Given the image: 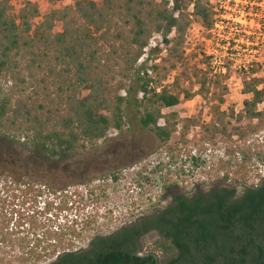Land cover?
<instances>
[{
	"label": "trees",
	"instance_id": "16d2710c",
	"mask_svg": "<svg viewBox=\"0 0 264 264\" xmlns=\"http://www.w3.org/2000/svg\"><path fill=\"white\" fill-rule=\"evenodd\" d=\"M168 4V0H76L73 7L51 10L32 27L31 19L38 16L36 6L27 1L13 15L10 0H0V79L8 75L14 80L7 90L0 86V137L25 134L50 159L86 151L110 130L122 129L131 97L130 89L121 93L122 82L129 79L130 88L139 94L133 96L139 125L153 132L169 158L178 157L181 148L171 142L177 130L176 113L164 110L182 98H191L192 93L177 78L171 85H161L174 65L142 64L150 38L161 30L168 45L163 58L181 55L191 19L186 13L176 14L177 0L172 7ZM192 14L205 28L213 23L214 12L207 2L194 0ZM56 22H60L58 30ZM171 30L175 35L168 38ZM150 49L147 58L159 52L156 45ZM113 55L124 64L121 79L114 84L109 63ZM26 58V68L35 65L47 72L37 80L32 94L22 97L25 88L20 68ZM137 62L140 66L134 68ZM199 82L203 90L205 77ZM156 85H161L159 90ZM242 92L246 95L242 108L235 112L232 107L228 111L217 107L215 118L203 125L206 133L231 140L227 129L231 120L264 116L258 108L264 101V76L245 83ZM195 124L196 120L188 118L183 128ZM235 129L240 137L245 136V131ZM227 153L228 159L220 160L215 172L241 184L247 183L253 156L264 162V153L235 142L229 144ZM180 160L181 172L187 161L194 168L205 162L196 156ZM172 184L165 179L163 187ZM47 189L56 192L41 181L0 176V190H11L13 195L9 201L0 198V264H156L147 251L159 257L174 253L168 264H245L264 259V176L242 187L237 198H232L234 188L224 187L190 198L174 194L163 210L118 231L93 235L86 248L75 250L72 241L90 229L94 218L68 220V200L64 204L56 196L43 201L42 210L37 209ZM87 190L93 194L94 187ZM52 210L59 214L53 216ZM150 229L158 230L160 237L140 252L136 241Z\"/></svg>",
	"mask_w": 264,
	"mask_h": 264
},
{
	"label": "rangeland",
	"instance_id": "374dc122",
	"mask_svg": "<svg viewBox=\"0 0 264 264\" xmlns=\"http://www.w3.org/2000/svg\"><path fill=\"white\" fill-rule=\"evenodd\" d=\"M27 1L38 9V16L31 19L32 27H35L51 10L73 7L76 0H10L11 13L15 15ZM155 1L159 3L161 0ZM201 1L211 5L214 12L213 23L209 28L203 27L194 18V0H177L179 6L176 14L186 13L191 19L179 58H163L168 46L163 41L164 30L153 35L159 52L150 56L149 53L147 58L145 51L142 56L144 66L153 63L174 65L161 85H171L177 78L180 86L192 93L191 98H182L176 106L164 110L176 113L177 130L172 135L171 142L181 148L178 157L169 158L153 132L139 125L133 102V96L137 97L139 94L136 95L130 88L129 79L122 82L125 87L121 93L124 94L128 89L131 92L122 129L110 130L86 151L50 159L41 145L30 143L25 134L15 133L13 138L5 140L0 137V176L41 181L56 191L53 193L50 189L45 190L44 196L39 198L37 209L42 210V202L56 196L58 200H64V204L67 200L68 205L72 202L66 214L68 220L76 218L79 221L89 215L93 216L90 229L84 231L80 239L72 241L74 250L86 247L93 235L114 232L144 215L165 208L174 192H182L188 196L193 190L225 186L234 188L239 193L242 187L255 184L264 176V162L256 156L250 161L251 171L246 184L226 180L215 172L219 161L228 159L227 149L231 142L264 153V116L239 122L231 120L227 124L231 140L221 134L206 133L203 130V125L215 118L217 107L226 111L232 107L235 112L239 111L246 97L242 92L244 84L253 83L256 78L264 76V0ZM168 2V6L172 7L173 0ZM55 26V30L60 29V22H56ZM174 35V30H171L167 37ZM103 47L104 51H109L104 43ZM112 58L114 60L109 63L113 65L114 84L121 79L119 71L124 64L120 58L114 55ZM27 62L28 58L21 62L20 68L24 80L21 85L25 88L22 97L32 94L38 85L37 80L47 72L35 65L26 68ZM138 66L139 62L134 68ZM202 77L206 79L203 90L200 89L199 82ZM12 84L14 80L8 75L0 79V86L6 90ZM17 85H20L19 82ZM161 85H156V90ZM258 108L264 111V101ZM188 118L196 120L197 124L184 130L183 124ZM237 127L245 131L244 137H240L235 129ZM189 156L199 157L205 162L194 168L187 161L183 166L185 171L181 172L180 158L187 159ZM239 160L240 155H237V161ZM170 161L173 163L168 164ZM113 174H116V179ZM165 179H170L174 184L164 188ZM88 187H94L93 194L87 190ZM4 197L8 201L12 200L11 190H0V198ZM17 201L19 198L15 203ZM56 214L59 213L52 210V215ZM158 238L155 234L143 235L139 244L140 252L148 249ZM167 257H160V263Z\"/></svg>",
	"mask_w": 264,
	"mask_h": 264
},
{
	"label": "flooded vegetation",
	"instance_id": "af4514ba",
	"mask_svg": "<svg viewBox=\"0 0 264 264\" xmlns=\"http://www.w3.org/2000/svg\"><path fill=\"white\" fill-rule=\"evenodd\" d=\"M221 187L231 189V188H229V187H225V186H211V187H208V188H206V189H204V190H193V191L190 192V195H188V196H187L185 193H182V192H174V193L172 194V196H171V201L169 202V204L172 202V200H173L172 197H173L174 194H184L186 197L190 198V197H192L193 195H198V193H200V192H209V191H211V190H214V189H217V188H221ZM240 195H241V192L237 193L236 190H235L234 195L232 196V198H237V197H239ZM163 209H164V208H163ZM163 209H161V210H163ZM157 211H160V210H157ZM139 220H140V219L136 220L135 222H139ZM129 224H132V223H128V224H126V225H123V226H121L118 230H120V229H121L122 227H124V226H128ZM118 230H117V231H118ZM151 230H155V231L157 232L158 236L160 237V233H159L158 230H156V229H150V230H148L147 232L141 234V236H139L138 240L136 241V246H137L138 249L140 248V247H139V244H140V239H141V237H142L144 234H146V233H148L149 231H151ZM84 248H86V247H84ZM173 254H174V253L168 255V257H167L166 259L162 260L161 264H168V260L173 256Z\"/></svg>",
	"mask_w": 264,
	"mask_h": 264
},
{
	"label": "water",
	"instance_id": "95a60500",
	"mask_svg": "<svg viewBox=\"0 0 264 264\" xmlns=\"http://www.w3.org/2000/svg\"><path fill=\"white\" fill-rule=\"evenodd\" d=\"M148 233L150 234H155V235H158L157 232L155 230H151L149 231ZM145 235V234H144ZM146 254H150V255H153L156 259V264H161L160 263V257L157 255L156 252H153V251H147ZM245 264H264V259L262 260H259V261H250V262H247Z\"/></svg>",
	"mask_w": 264,
	"mask_h": 264
},
{
	"label": "built area",
	"instance_id": "2783aa9c",
	"mask_svg": "<svg viewBox=\"0 0 264 264\" xmlns=\"http://www.w3.org/2000/svg\"><path fill=\"white\" fill-rule=\"evenodd\" d=\"M157 43H156V41L154 40V36H152L151 38H150V40H149V44H148V46H147V49H146V52H148V50L151 48V47H153V46H155ZM143 58L144 57H142V60H143ZM43 203V202H42ZM69 205L71 206L72 205V202L70 201L69 202ZM43 206V205H42Z\"/></svg>",
	"mask_w": 264,
	"mask_h": 264
}]
</instances>
